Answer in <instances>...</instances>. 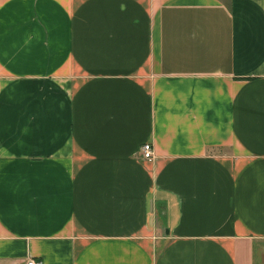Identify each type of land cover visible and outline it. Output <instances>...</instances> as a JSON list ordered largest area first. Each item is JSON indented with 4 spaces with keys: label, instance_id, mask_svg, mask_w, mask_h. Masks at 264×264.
I'll return each instance as SVG.
<instances>
[{
    "label": "crops",
    "instance_id": "1",
    "mask_svg": "<svg viewBox=\"0 0 264 264\" xmlns=\"http://www.w3.org/2000/svg\"><path fill=\"white\" fill-rule=\"evenodd\" d=\"M31 258L264 264V0H0V264Z\"/></svg>",
    "mask_w": 264,
    "mask_h": 264
},
{
    "label": "built area",
    "instance_id": "2",
    "mask_svg": "<svg viewBox=\"0 0 264 264\" xmlns=\"http://www.w3.org/2000/svg\"><path fill=\"white\" fill-rule=\"evenodd\" d=\"M140 150H141L142 156L145 159L151 160L154 158V148H153L152 143L143 144ZM27 264H43V262L41 260H36L34 258H31L28 260Z\"/></svg>",
    "mask_w": 264,
    "mask_h": 264
}]
</instances>
